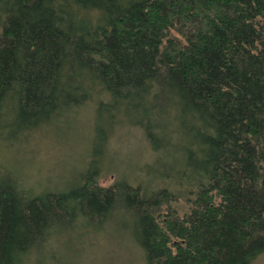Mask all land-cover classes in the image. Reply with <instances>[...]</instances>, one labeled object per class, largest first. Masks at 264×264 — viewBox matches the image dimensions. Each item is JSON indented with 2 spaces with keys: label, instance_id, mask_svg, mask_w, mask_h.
<instances>
[{
  "label": "trees",
  "instance_id": "16d2710c",
  "mask_svg": "<svg viewBox=\"0 0 264 264\" xmlns=\"http://www.w3.org/2000/svg\"><path fill=\"white\" fill-rule=\"evenodd\" d=\"M90 106L74 184L34 191L0 165V264H56L116 232L144 264L264 253V0H0V149ZM124 128L154 157L138 173L164 187L99 185Z\"/></svg>",
  "mask_w": 264,
  "mask_h": 264
},
{
  "label": "rangeland",
  "instance_id": "374dc122",
  "mask_svg": "<svg viewBox=\"0 0 264 264\" xmlns=\"http://www.w3.org/2000/svg\"><path fill=\"white\" fill-rule=\"evenodd\" d=\"M90 107L67 116L56 126L42 128L24 143L23 139L13 140L10 147L0 149V165L22 176L25 186L34 191L63 189L74 184L87 168L92 153L95 107ZM98 162L101 187H108L117 179L127 183L133 179L152 189L164 187L165 183H151L138 173L144 165L154 164L138 129L116 130L107 146L100 150ZM166 164V167L175 164L174 158H166ZM182 207L180 202L178 208ZM69 241L67 238L65 243ZM80 242L83 245L69 248L67 256H61L56 264H144L142 251L129 234L86 235ZM251 264H264V253Z\"/></svg>",
  "mask_w": 264,
  "mask_h": 264
}]
</instances>
